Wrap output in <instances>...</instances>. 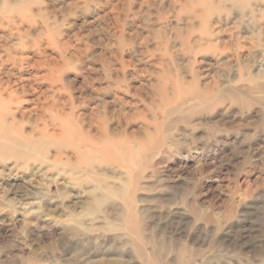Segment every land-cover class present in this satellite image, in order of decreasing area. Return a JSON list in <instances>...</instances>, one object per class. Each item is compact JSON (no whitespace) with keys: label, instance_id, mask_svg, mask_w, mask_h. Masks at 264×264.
<instances>
[{"label":"rangeland","instance_id":"rangeland-1","mask_svg":"<svg viewBox=\"0 0 264 264\" xmlns=\"http://www.w3.org/2000/svg\"><path fill=\"white\" fill-rule=\"evenodd\" d=\"M197 1L0 0V264H264V0Z\"/></svg>","mask_w":264,"mask_h":264},{"label":"bare ground","instance_id":"bare-ground-1","mask_svg":"<svg viewBox=\"0 0 264 264\" xmlns=\"http://www.w3.org/2000/svg\"><path fill=\"white\" fill-rule=\"evenodd\" d=\"M148 1L149 0H147V2ZM232 1L235 4H239L238 6H240L241 8H244L246 5V4H244V5L241 4V3L245 2L244 0H232ZM205 4H206V0H198L197 1L198 6H203ZM164 28L167 29L166 27H162V28H160V30L164 31L165 30ZM5 92L6 91L2 90L1 83H0V133H2L5 136V138L0 139V146H2L3 148H6L7 150H11V143H16L20 146H24V147L27 146L30 148H35V146H36L35 142L23 139V137L21 135H20L19 141H17V142L10 141L11 136H18V135L15 133L14 129L8 125V122L5 120L6 117L11 118L12 120L15 119V112L9 110L7 115H6V113H4L5 109H4L3 105H4V103H7V102L2 97H3ZM10 97L12 98V95H10Z\"/></svg>","mask_w":264,"mask_h":264}]
</instances>
